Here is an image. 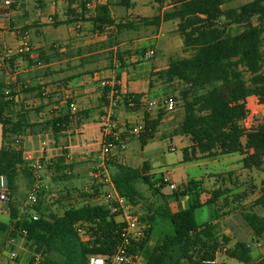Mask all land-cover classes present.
I'll return each mask as SVG.
<instances>
[{"label":"trees","instance_id":"16d2710c","mask_svg":"<svg viewBox=\"0 0 264 264\" xmlns=\"http://www.w3.org/2000/svg\"><path fill=\"white\" fill-rule=\"evenodd\" d=\"M89 1H80L79 13L70 11L72 19L55 21L53 25L77 21L90 23L93 28L90 32L104 34L105 40L67 53L59 52L60 45L57 44L49 51L37 48L13 54L4 58L0 67V177H4L7 183L10 209L9 220H0V257L11 240L25 238V246L30 252L29 264L36 262V256L38 264H89L91 256L112 255L121 243L123 224L117 221L108 205L100 202L104 185L93 180L86 191L67 185L75 179V165L65 162L67 151L51 160L46 167L52 182L63 186L56 200L50 198L47 187H44L37 203L30 205L25 213L22 214L14 203L21 178L27 181L29 189L34 184L33 168L25 160V149L17 140L50 131L54 141L58 142L73 123L74 116L70 112L73 100H69L65 108L54 107L62 99L61 89L67 86V79L56 81L61 90L56 92H47L43 86L29 83L71 71L73 62L68 60L63 65L66 59L79 57L78 65L82 67L104 58L106 69L117 70L114 89L103 87L100 105L97 109L79 113V123L95 110L98 122L106 117L111 104L109 96L114 90L112 100L117 107H124L128 114H142L143 130L137 135L141 145L146 146L156 139L166 112H172L166 106V99L172 97L175 106L182 110L172 136L187 137L190 141V146L183 149L185 161L237 154L243 156L246 169L264 166V122L250 128L245 125L250 113L248 99L255 96L264 103V0H252L238 7H226L236 0H154L158 13L152 17H141L138 22H118L112 14L114 6L130 9L131 0H119L115 4L108 0L98 4L94 16L88 18ZM74 2L76 0H71L70 4ZM170 22L177 23L176 31L182 39L183 51L190 55L170 58L165 68L151 71L150 88L156 83L175 88V94L160 103V109L153 117L142 101L143 93L122 94L119 84L122 71L130 73L136 69L145 60L147 50H136L137 60L131 64L128 60L134 56L133 52L120 47L118 34L125 30L136 31L141 25L160 28L163 23ZM92 51L98 53L91 54ZM32 56L34 62H31ZM55 63L58 67L54 66ZM75 78L77 76L68 79ZM19 94L26 100H40L41 104L33 109L36 114L51 108V115L33 121L24 101L16 100ZM114 119L112 115L111 120ZM134 129L130 134L134 135ZM128 134L114 128L109 138L120 147ZM108 166L117 192L133 207L143 211L139 220L144 228V237L129 247V254L141 258L144 264H201L214 259L218 252H224L242 264H264V259L253 263L249 243L237 241L233 244L232 239L219 232L220 220L239 212L257 243H261L264 217L255 208H264V178L260 194L247 206L244 202L255 187L231 195L232 190L220 187L208 191L202 181H190L166 194L163 188L168 184L162 178L149 176L147 163L133 167L119 162L112 155ZM140 184L148 187L152 201L141 191ZM204 193L208 197L202 201ZM56 205L63 208L62 214L54 212ZM205 205H214V214L207 222L199 224L195 211ZM78 225L82 233L78 231ZM24 231L26 236H23Z\"/></svg>","mask_w":264,"mask_h":264},{"label":"rangeland","instance_id":"374dc122","mask_svg":"<svg viewBox=\"0 0 264 264\" xmlns=\"http://www.w3.org/2000/svg\"><path fill=\"white\" fill-rule=\"evenodd\" d=\"M119 0H113V3H117ZM252 0H236L226 7H238L242 4H245ZM113 15L118 22L121 21H137L141 17H152L158 13V5L154 2V0H131V7L127 9L126 7L114 6ZM177 24L176 22H170L165 24L162 28L155 27H141L136 30H125L122 33L118 34V41L120 44H123V49H130L133 53V60L136 62L137 57L135 54L136 50L141 48H146V50L154 49L155 54L149 60H144L142 63V67H151V65L156 68L162 69L165 67L170 58L174 57H186L189 56L190 53L183 51V42L181 37L176 31ZM54 30V29H53ZM51 32H48L47 37L35 35L33 33L30 39V43L35 46L37 43L41 41H45L46 43L51 42V38L54 35H50ZM58 41V40H57ZM8 49H12L9 48ZM11 51V50H10ZM8 52V51H7ZM14 53V52H12ZM0 53V57H1ZM131 55V56H132ZM104 60V58H101ZM105 61V60H104ZM106 62V61H105ZM103 65L105 63H102ZM102 65V66H103ZM58 67V66H56ZM144 92L150 95L151 100H159L163 103L164 99L167 96H173L175 94V88L169 85H161L160 83H156L153 88H150L149 81L144 82ZM24 97V96H23ZM35 99L33 98H23V103L25 108L30 111V117L32 120H37L39 114H36L33 109L37 106H34L33 102ZM149 101V100H148ZM111 106V116L114 115L115 119L107 123L106 120H99L98 124L95 122H89L88 124H83V126H77V128H73L72 138L69 140H65V137H60L58 142H55L53 136L50 131L46 133L39 134L34 137L33 135H29L27 137H22V146L26 150V152H32L35 157L41 156L39 152L40 142L48 141V145L46 147L45 156L42 157L44 159L43 170L41 171L43 177V184L47 187L49 191L50 198L52 200H56L60 195V190L63 189L61 184H55L52 182L51 175L47 172L46 167L48 163L55 159L56 157L63 155L64 151L67 154L73 156V164L75 165L73 174L75 175V179L67 184L69 187L84 189H90L92 186L94 178L92 177L93 168L96 164V157L99 155V151L101 148V143L104 140L105 135L109 134L112 129L116 128L120 133H129L126 135L125 139V149L122 150L120 147H117L113 150L112 155H118L120 158L127 160L131 165H139V161L142 159L146 160L150 168L148 173H153L154 178H161L165 172H170L172 181L179 188L183 185H186L190 181H202L206 190H214L219 189L217 185H220L222 190L228 189L234 192L231 193H239L244 189H251L252 194L250 197L244 202V205H251L255 198L260 194L261 182L264 178V166L261 169L255 170H247L245 167L241 170L231 171L230 173H226L224 171L234 170L237 168L238 164L234 162L230 163L224 161L225 158L220 159V161L215 162L214 160H198V161H185L183 156V148L185 146L186 140L181 136H172V132L174 127H176L178 121L181 118L182 110L179 107L175 106V109L172 112H166V116L163 121L160 122L156 139L150 141L148 145L145 147L144 151L141 150L140 141H138V135L134 133V135L130 134V130L132 128L138 127L143 124L142 114H134L131 118L128 117L129 114L126 113L124 107H117L115 102L110 101ZM89 102H79V105L87 106L90 105ZM160 105V104H159ZM159 105L156 107H149L146 105L145 107L152 113L153 117H156L159 111ZM94 108V107H93ZM115 108H117L115 110ZM163 108V107H161ZM248 108L250 110L249 116L245 121L246 127L250 128L252 125L256 123L264 122V103L260 102L258 97H250L248 99ZM44 112H47L43 118H47L51 115L50 109H45ZM42 119V118H41ZM97 121V120H96ZM93 125H100L103 127L104 133L103 138L97 137L101 133L100 128H92ZM129 128V129H128ZM76 129L78 130L76 132ZM97 130V132H93V130ZM87 136L88 143H91V146L82 147L84 136ZM132 135V139L129 138ZM81 140V141H80ZM1 127H0V146H1ZM98 144H95L97 143ZM70 144L76 145V148H70ZM80 145L81 147H79ZM92 151L91 158L89 160L86 158L82 160V156L84 152ZM133 151V152H132ZM127 153V156H126ZM130 154H133L130 157ZM238 156L237 154L228 155L226 158ZM86 157V156H85ZM207 163V164H206ZM218 174V178H213V182H209L206 178L211 174ZM230 175V177L227 176ZM232 174V175H231ZM226 175V177H225ZM228 177V178H227ZM201 178V179H200ZM205 178V180H204ZM218 181V182H216ZM223 182V186L221 184ZM234 183V184H233ZM235 185L236 187H234ZM139 188L144 193L146 197H148L151 201L153 197L151 196V192L147 186L140 184ZM29 187L27 181L24 178L19 180L18 192L16 194V198L14 203L20 208V212L23 214L28 209H30V205L27 204V196L29 192ZM105 192V188H104ZM163 192L166 194H171L173 192L172 189L167 185L163 188ZM9 193V192H8ZM208 195H202V201L207 199ZM222 197H225L223 195ZM83 203V199L79 198ZM3 204V203H2ZM53 210L56 214H62L63 208L59 206H54ZM137 215L143 214V211L139 207H134ZM2 213H0V220L7 221L10 217V209H9V201L2 205ZM0 211V212H1ZM255 211L264 217V208L256 207ZM214 214V205H205L202 208H199L195 211V217L199 224L207 222L211 216ZM219 232L223 235H227L230 239H232L233 244L237 241H245L251 245L253 251V263H258L261 259H264V238L260 239L261 243H257V239L254 237L251 228L247 225L242 215L239 212L232 213L223 217L220 220ZM260 244V245H258ZM17 245H21V247L26 248L23 252V256L21 259V264H29L30 252L29 249L24 245L23 239L17 241ZM13 247L11 241L8 243L5 251L0 257V264L7 263V254L9 250ZM217 259L220 264H242L241 262L229 258L225 255V253H219L217 255ZM131 264H144V261L141 258L136 259Z\"/></svg>","mask_w":264,"mask_h":264},{"label":"crops","instance_id":"0c3cea01","mask_svg":"<svg viewBox=\"0 0 264 264\" xmlns=\"http://www.w3.org/2000/svg\"><path fill=\"white\" fill-rule=\"evenodd\" d=\"M70 1L71 0H13L12 6L6 10V12L9 15L8 19L2 17L0 14V53L5 54L7 51H10V50L11 52H15L16 49L19 46H21L22 43H28L31 46L32 50L37 49V48H45L47 49V51H49L52 46L54 45L58 46L57 44H59L60 45L59 52L67 53L70 50H76L79 48H87L90 45H94V44H97L105 40L106 36L104 34H100L98 31L90 32V30L93 29L90 23H84L82 21H77L73 24H61L59 26L53 25L55 21H66V20L72 19V15H69L70 11L79 13V5H80L81 0H76V2L71 3V4H70ZM107 1L108 0H90L89 3L87 4L86 17L88 18L93 17L95 14L96 6L98 4L107 3ZM112 14H113V9H112ZM165 24H168V23H163L160 28H162ZM48 32H51V34L54 35L51 38L50 43L41 41L40 43H37V45L35 46H33L30 43V39L32 38L31 35L33 33H35V35H39V36L41 35L46 38L48 35ZM120 45L122 46L123 44H120ZM8 46L9 48H12V49H8ZM95 53H98V52L97 51L91 52V54H95ZM86 55H89V54L86 53ZM78 58L79 57H74V58L64 60L63 65L68 60H71L73 62L74 68L71 71L56 74L52 77L38 78L36 80H32L29 82L30 85L39 84L43 86V88L47 92H56V91L62 90V99L60 100L59 105L54 106L55 109L65 108L69 100H73L74 103L78 105V112L73 115L74 117H73V123L71 125V128L64 133V137L66 141L72 138L69 135H71L72 132L74 131L73 128H77V126H80V125L82 127L83 124H88L89 122H93V123L96 122L98 124V117H97L98 112L96 110L92 114H90V116L87 119H82L81 123H79L77 115L85 110L98 108V106L101 103L100 99L103 93V86L101 85L102 82L104 81L108 82L109 87H110V85H112L115 82L116 74H117L116 69H108V68L106 69L107 62H105L104 60H99L97 62H91L89 64H86L85 66L80 67L78 65ZM132 58L128 60V62H130L131 64L135 63ZM32 61L33 62L35 61L34 56L31 57V62ZM102 63H105V64L103 65ZM142 65L143 63L138 64L136 66V69L132 70L130 73L129 72L127 73L126 71H122L121 81L119 82L121 93L122 94L143 93L144 96L142 98V101L151 100L150 95L144 92L145 90L144 82H145V79L146 81H149V76L152 70L158 71L160 69L156 68L153 65H151V67L149 68L142 67ZM54 66H58V63H55ZM72 76H77V78H75L74 80L68 79L69 77H72ZM64 78L68 80L67 86L60 90L58 88L59 84L56 81L64 79ZM13 79H14V76L12 77V80ZM53 82H56V83L53 84ZM18 98H19L18 101L21 102L23 101L24 97L22 94H19ZM109 100L112 102V96H109ZM80 101L81 102L91 101V104L82 107L83 105H79ZM44 103L46 104L47 101H45ZM120 107L122 108V106ZM108 112H111V107H109ZM46 113L47 112H44L43 114L42 113L39 114L37 118H40V119L43 118V116H45ZM132 116H134V114H129L128 117L131 118ZM97 127L100 128L99 131H101V133H99L100 135H98L97 137L101 139L103 138L102 133H104L105 129H103V127H100V125L92 126V128H97ZM77 131L78 130L76 129V132ZM93 132H97V130L95 129L93 130ZM181 137L184 138L186 142H189L185 144L184 148L189 147L190 146L189 139L187 137H183V136ZM129 138L132 139V135ZM1 139H2V127H1ZM95 144H98V142ZM1 145H2V141H1ZM80 145H82V147H87V148L88 146H91V143H88V139L86 135L84 136L83 144H80ZM80 145L78 146L81 147ZM146 146L141 145L142 152L144 151ZM69 147L76 148L77 146L70 144ZM90 154H92V151L84 152V155L82 156V160L83 159L86 160V158L89 160L94 159V158H91L92 155ZM126 156H127V153H126ZM132 156L133 154H130V157ZM115 157L117 160H119V162L127 164V165H131L130 163L127 162V160L120 158V156L115 155ZM226 157L227 156L208 158L207 160H214L215 162H218L220 161V159L225 158L224 161H227V162L230 161V163L234 162L235 164H238L237 168H235L234 170L224 171L226 173H230L231 171L233 172L237 169L241 170L244 168V165L242 162L243 156L238 155V156L232 157V159H230V157L228 158ZM71 158H72L71 163H74L73 162L74 158L72 155H71ZM95 159H97V157ZM201 160H206V159H201ZM139 162H140L139 165H131V166L142 167L144 163L147 161L142 159ZM147 174H149V176H154L153 173H147ZM227 176L230 177L229 181H232L231 176L228 174ZM218 177H219L218 174L211 173L206 179L210 180L209 182H213L212 179L218 178ZM221 184L223 186V182H221ZM233 186L236 187L235 185ZM3 187H4V183H2V180L0 177V193ZM217 188H220V185H217ZM221 188H224V186ZM2 205L3 204L0 202V211L2 210ZM0 213H2V211Z\"/></svg>","mask_w":264,"mask_h":264},{"label":"built area","instance_id":"2783aa9c","mask_svg":"<svg viewBox=\"0 0 264 264\" xmlns=\"http://www.w3.org/2000/svg\"><path fill=\"white\" fill-rule=\"evenodd\" d=\"M13 0H0V14L2 17L8 19L9 15L6 12L12 6ZM32 50L31 46L28 43H22L14 53L11 51L2 54L0 57V67L3 65L4 58H8L13 54H22L27 53ZM155 54L154 49H149L145 53V59H151ZM103 87L109 86L108 82L104 81L101 84ZM115 82L110 85L112 89H114ZM6 94H9V91H6ZM114 90L111 91L110 96H113ZM18 96L16 100L18 101ZM143 103L151 109L152 107H156L161 103L159 100H144ZM34 106H39L41 104L40 100L35 99L33 102ZM166 106L168 111H173L175 109V101L172 97L166 99ZM70 112L72 115L78 112V105L76 103H72L70 105ZM111 112H108V115L103 118L107 123L110 122ZM143 130V124L135 127L133 130V134H138ZM111 132L105 135L103 142L101 143V148L99 151V155L97 157V163L95 164L92 172V177L98 183H101L105 187V192L102 195L100 202L106 204L110 207L111 212L116 215V219L119 223H122L123 226L120 230L121 234V243L117 247L116 251L109 256H91L89 258V264H131L134 259H138L133 255L129 254V247L134 243L142 240L144 237V228L140 223L139 216L134 212L133 205L123 196H121L113 183L111 172L108 166V162L112 157L113 150L119 146L115 145L110 141ZM118 134V133H117ZM115 138L118 139V136L115 135ZM19 146L22 143V138L17 140ZM48 145V141L40 142L39 152L41 156L35 157L32 152H24V158L26 161L31 163V167L33 168L34 174V184L28 192L27 196V204L34 205L38 201L39 194L42 188L46 187L43 184V177L41 171L43 170V162L42 157L45 156L46 147ZM126 147L125 144L120 146L122 150ZM66 156V163H71L72 158L70 154ZM163 182L167 183L170 189L175 190L177 186L172 181V177L170 172H165L162 177ZM2 183H4V187L0 193V202L6 203L9 201V193L8 187L6 185V181L4 177H1ZM36 218V217H34ZM78 231L82 233L81 226H77ZM23 236H26V232L24 231ZM25 245V238H22ZM11 243L14 248L10 249L7 254V263L6 264H21V259L23 256V252L26 248L21 247V245H17V240H11ZM221 253L218 252L217 255ZM34 264H38V256H36V262ZM201 264H220L217 256L212 260H205Z\"/></svg>","mask_w":264,"mask_h":264}]
</instances>
